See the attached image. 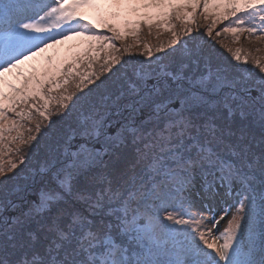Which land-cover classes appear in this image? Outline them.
Listing matches in <instances>:
<instances>
[{
  "label": "snow or ice",
  "instance_id": "obj_1",
  "mask_svg": "<svg viewBox=\"0 0 264 264\" xmlns=\"http://www.w3.org/2000/svg\"><path fill=\"white\" fill-rule=\"evenodd\" d=\"M198 10L211 18L208 37L228 21L221 31L237 42L245 32L264 41V0H0V185L18 168L5 154L23 163L31 133L41 131L37 122L25 139V121L51 120L53 101L58 114L74 97L72 107L80 103L45 155L36 199L26 209L0 199V264H264V64L254 61L259 79L250 81L237 71L250 63L242 49L223 45L228 66L182 42ZM144 27L171 39L146 44L115 91H99L101 80L99 98L84 93L99 79L100 53L101 71L123 68L116 42L138 44ZM73 38L82 46L59 57L57 46ZM233 195L236 204L221 210ZM257 208L259 244L249 223Z\"/></svg>",
  "mask_w": 264,
  "mask_h": 264
},
{
  "label": "trees",
  "instance_id": "obj_2",
  "mask_svg": "<svg viewBox=\"0 0 264 264\" xmlns=\"http://www.w3.org/2000/svg\"><path fill=\"white\" fill-rule=\"evenodd\" d=\"M44 2L48 3L50 2V0H44ZM42 14L43 13H41V15ZM261 15H264V13H262ZM174 23L176 24V29H175L176 31H181L183 29V23L181 21L176 20L174 21ZM210 23H211V18L205 20L202 12L198 10L197 25L194 26V31L190 35L186 33L182 34L181 41L184 42L186 45H195L198 48L202 47L205 48L206 50H211L214 53L215 60L218 63L228 66H232L234 64V61L232 60V54L229 53L227 49L223 47V45H228V47L233 49V52H235L237 48L242 49V55H247L249 57L250 63L247 65L241 64V66L237 68V71L244 74L245 76H248L250 81L258 80L259 71L254 64V61L256 59H259L261 63L264 64V45H262V42L257 41L255 37L250 38L247 32L243 33L239 42H237L232 34L230 33L225 34L221 31L225 26L228 25L229 23L228 21H223L221 23H218L216 25V28L213 29V35L211 37H208L206 34V29L210 25ZM257 23H259V21H257ZM77 30H82V29L78 28ZM217 32H221V34L217 36L216 35ZM103 34L110 35V33L107 32H104ZM170 39H171V31H167L164 28L153 27L150 32L147 27H144L140 34V38H139L140 42L138 44L137 41L131 37H129L127 41L116 42L117 47L120 48V52L117 54L120 55L121 57V63L123 64L124 61H128V64H125L123 68H121V65H114L110 71L108 70L101 71L100 66L101 64L104 63V60L107 55L106 52H101L100 59L93 65V69L96 71L99 79L94 78L92 83H88L83 89L84 93H88L89 89H93V92L90 95H96L97 98H99L98 92L96 90V85L100 84L101 80L105 81V86H102L99 91H104L106 94H109L110 91H115L116 85L124 77L127 68L131 67L133 64H138L139 62H142L145 59L143 52L145 50L144 46L146 44L152 46L153 49H155L156 47H159L161 44H167V42ZM69 41H66L64 44L73 48L82 46L81 43L78 45H70ZM221 41L223 42V44H221ZM129 44L136 46L132 47L129 52H125L123 50V46ZM73 48H69V49H73ZM50 53L51 50H49V53H45L42 55L44 56ZM38 59L39 57H37L34 61H30L28 63L29 64L38 63L37 62ZM81 69L87 70V66L82 65ZM9 79L14 80L15 77L10 74ZM74 87H75L74 85H71L69 87V90L70 91L73 90ZM77 94L79 95V93ZM74 100L75 97L73 98V101H68L69 109L61 110L60 114L56 112L55 110L56 102L53 101L50 106V112H49V115L51 116V120H43L38 116V114L34 113L32 121H25V127L23 129L25 139H27L29 136V132L27 131V129L34 128V125L37 122L41 123V131L40 132L33 131L31 133V135L36 136V140L32 141L30 145L24 146V151L22 155H24L26 158L22 164L18 160V155L21 154H17L14 151L12 153H6L3 162L6 165L10 164L11 162H17L18 165L22 166L24 165L25 161L29 160L30 158H34V155L36 154L37 150L39 154L35 156L33 163L31 161L29 162L28 165L24 166V169L22 171L23 176L18 175L17 178L10 177L11 179L7 181L6 188L3 185L2 186L0 185V189H3V191H0V199H5V200L24 199L26 193L25 190L29 189L30 184L33 183L35 184L34 187L35 191L39 187V180L40 177L43 175V173L40 172L44 171L43 167L45 164V160L42 163L40 162L43 160V158L45 159L46 154L51 153L54 146H58V141L61 140L64 133L69 131L70 127L74 124L75 120L78 117L80 103H78L76 107L73 108L72 104ZM82 101H83V97L81 98V103ZM11 118H15V116L13 115ZM12 135H16V133L13 132ZM46 149L48 151H45ZM39 155L41 157L38 159L37 156ZM36 158L37 161L35 162ZM39 163L41 165H39ZM5 171L7 172V168L5 169ZM36 173H39V175L35 179ZM251 179L256 189L259 190L261 187V181L259 175L257 174L256 176L251 177ZM237 190H239V188ZM230 204L231 205L236 204L235 195L229 197L227 203L221 202L220 209L223 211H227L228 205ZM232 210L235 211V208H233ZM223 211L221 212V214H223ZM258 213H259V209L257 208L256 215L253 218H251L249 221L250 224H254L255 226L256 229L255 239L257 244H259L260 242V218ZM230 218L231 216L228 215L225 216L224 219L220 221V224L217 226L219 231H223L224 228L228 227V220ZM215 234L219 235V232H216Z\"/></svg>",
  "mask_w": 264,
  "mask_h": 264
},
{
  "label": "rangeland",
  "instance_id": "obj_3",
  "mask_svg": "<svg viewBox=\"0 0 264 264\" xmlns=\"http://www.w3.org/2000/svg\"><path fill=\"white\" fill-rule=\"evenodd\" d=\"M262 42V45H264V41H261ZM69 43H70V45H78V44H80L81 43V40H80V38H73L72 40H70L69 41ZM69 48H73V47H69V46H67L66 44H63V45H59V46H57V50H55V51H57V53H58V56L59 57H63L65 54H67L68 53V51L70 50ZM54 50H51V53L53 52ZM50 53V54H51ZM42 57H43V55H41V57H39V59L37 60V62L38 63H42L43 62V60H42ZM45 151H48L47 149L45 150ZM39 153H38V150L36 151V154L34 155V158H35V156L36 155H38ZM41 156L39 155V156H37V158L39 159ZM34 158H30L29 160H27V161H25V163H24V165H18V168L17 169H15V170H13L12 172H9V177H11V178H17L18 177V175H20V176H23V169H24V166L25 165H28L29 164V162H31L32 161V163L34 162ZM37 158L35 159V162L37 161ZM45 159L43 158V160L40 162V163H42L43 161H44ZM39 163V165H41ZM22 164V163H21ZM43 165V164H42ZM44 168V167H43ZM30 170V169H29ZM32 171V170H31ZM22 172V173H21ZM15 173V174H14ZM40 173H43V171H41ZM38 175H39V173H36V176H35V179L38 177ZM10 178V179H11ZM34 179V180H35ZM2 186V185H1ZM34 187H35V184L33 183V184H30L29 185V189H27V190H25V197H24V199H15V201H16V203L20 206V208L21 209H26L27 207H28V205L33 201V200H35L36 199V196H37V191H35L34 190ZM13 200V199H12ZM16 209L15 208H10L9 209V213L10 214H15L16 213ZM7 218V217H6Z\"/></svg>",
  "mask_w": 264,
  "mask_h": 264
}]
</instances>
